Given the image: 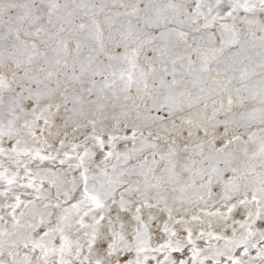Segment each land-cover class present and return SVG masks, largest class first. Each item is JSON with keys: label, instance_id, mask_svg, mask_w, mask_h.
<instances>
[{"label": "snow or ice", "instance_id": "snow-or-ice-1", "mask_svg": "<svg viewBox=\"0 0 264 264\" xmlns=\"http://www.w3.org/2000/svg\"><path fill=\"white\" fill-rule=\"evenodd\" d=\"M0 264H264V0H0Z\"/></svg>", "mask_w": 264, "mask_h": 264}]
</instances>
